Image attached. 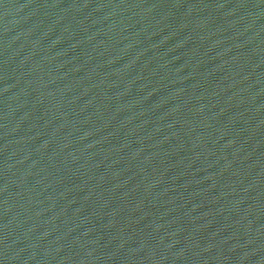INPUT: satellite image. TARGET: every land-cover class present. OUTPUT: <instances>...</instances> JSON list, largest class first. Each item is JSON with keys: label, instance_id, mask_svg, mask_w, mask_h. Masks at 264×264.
I'll list each match as a JSON object with an SVG mask.
<instances>
[{"label": "water", "instance_id": "95a60500", "mask_svg": "<svg viewBox=\"0 0 264 264\" xmlns=\"http://www.w3.org/2000/svg\"><path fill=\"white\" fill-rule=\"evenodd\" d=\"M0 264H264V0H0Z\"/></svg>", "mask_w": 264, "mask_h": 264}]
</instances>
